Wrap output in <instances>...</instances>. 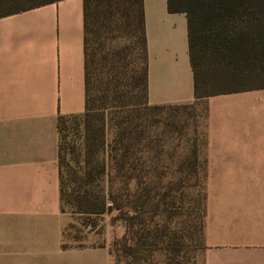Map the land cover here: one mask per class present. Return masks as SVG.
Segmentation results:
<instances>
[{
  "label": "crops",
  "instance_id": "crops-1",
  "mask_svg": "<svg viewBox=\"0 0 264 264\" xmlns=\"http://www.w3.org/2000/svg\"><path fill=\"white\" fill-rule=\"evenodd\" d=\"M143 6L148 102L205 105L203 264H264V89L196 100L185 15ZM83 76L82 0L0 17V264H110L62 241L57 117L83 113Z\"/></svg>",
  "mask_w": 264,
  "mask_h": 264
},
{
  "label": "trees",
  "instance_id": "trees-1",
  "mask_svg": "<svg viewBox=\"0 0 264 264\" xmlns=\"http://www.w3.org/2000/svg\"><path fill=\"white\" fill-rule=\"evenodd\" d=\"M56 1L0 0V17ZM82 8L84 111L56 125L60 210L122 223L111 264H196L205 247L203 138L195 129L174 163L159 158L166 141L180 148L178 113L194 104L148 102L143 0H82ZM166 8L186 18L196 100L264 89V0H166ZM67 118L80 129L71 142Z\"/></svg>",
  "mask_w": 264,
  "mask_h": 264
},
{
  "label": "rangeland",
  "instance_id": "rangeland-1",
  "mask_svg": "<svg viewBox=\"0 0 264 264\" xmlns=\"http://www.w3.org/2000/svg\"><path fill=\"white\" fill-rule=\"evenodd\" d=\"M205 105L203 103L197 104V106L189 107L185 109H180L178 113V120H184V138L180 140V148L175 151L172 149L174 147V143L177 141L171 140L164 142V148L166 150V154H162L159 156L160 161L162 163H168L171 161L174 163L175 158L177 159L178 155L181 153V149L186 146L187 142H190L193 137V130L196 129L198 132V138L206 137V130L204 127L203 115L206 113ZM207 108V106H206ZM196 112V118L194 113ZM190 113V115H188ZM167 112L165 111L163 115L165 116ZM65 132L67 134V141L76 140L80 129L77 127L78 124H75L73 119L67 118L64 121ZM204 135V136H203ZM187 140V141H186ZM168 177L171 175L168 173ZM204 183V181H202ZM196 193L195 190H188V194L186 196V200L184 202L185 205H191V199L193 195ZM65 213L67 215V223L62 232V241L67 246H104L108 247L114 237L119 236L123 231V225L120 222L111 223L110 216L108 214H104L99 217H92L90 220L84 219L76 214H71L68 209H65ZM95 223H89L90 221ZM86 223V224H83ZM89 223V224H88ZM193 254V252H191ZM196 254V264H203L202 254L200 250ZM194 254V255H195ZM110 264H111V256H110Z\"/></svg>",
  "mask_w": 264,
  "mask_h": 264
}]
</instances>
